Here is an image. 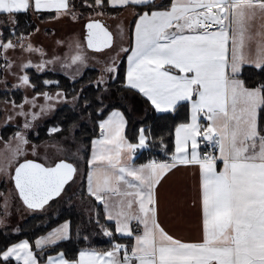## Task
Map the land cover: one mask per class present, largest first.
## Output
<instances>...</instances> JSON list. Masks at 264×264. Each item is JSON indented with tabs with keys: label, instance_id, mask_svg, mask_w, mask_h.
<instances>
[{
	"label": "snow or ice",
	"instance_id": "6c2138e0",
	"mask_svg": "<svg viewBox=\"0 0 264 264\" xmlns=\"http://www.w3.org/2000/svg\"><path fill=\"white\" fill-rule=\"evenodd\" d=\"M79 7L94 13L84 17V40L67 43L64 56L43 59L47 53L31 44V34H17V16L54 12L53 19L79 20L83 14L78 5L74 0H0V16L9 26L8 36L0 32V55L8 72L13 67L9 50L39 53L40 63L33 65L29 59L21 64L22 72L30 67L43 72L58 63L75 83L89 66V50L103 53L113 49L116 38L128 40V46L121 43L106 61L97 60L103 63L102 74L89 82L97 94L89 99L81 88L72 96L74 108L79 106L89 118L95 113L100 129L99 138L90 142L87 171L82 177L78 164L87 148L72 151L59 142L46 143L45 149H56L53 155L46 151L40 163L27 158L29 146L33 157L40 147L27 136L35 121L56 103H68L61 90L25 95L19 104L4 101L12 109L5 127L16 117H22L23 124L6 140L0 137V174L11 179L23 205L39 213H46L80 181V197L95 202L88 222L112 243L107 249L81 248L78 255L63 250L53 254L52 249L69 240L91 244L90 235L66 219L34 244L23 239L0 249V264H264V79L247 84L242 78L246 66L264 77V0H80ZM109 7L132 9L134 26L126 28L121 22L114 35L95 18L107 15ZM121 54H127L126 74L111 101L110 80L118 81ZM17 79L13 89L35 91L26 72ZM43 84L60 88L59 81ZM125 93L140 95L158 113L176 114L190 107V119L175 127V150L169 159L136 163V153L155 141L146 127L139 128L136 143L125 135L128 120L120 110H127ZM41 97L43 104L38 103ZM47 131L51 137L64 129L57 125ZM202 143L211 150L201 151ZM160 147L167 148L163 137ZM178 166L199 169L202 239L197 242L170 235L159 220V186ZM10 203L5 196L3 217L12 214ZM12 230L19 233L21 227ZM116 234L129 242H116Z\"/></svg>",
	"mask_w": 264,
	"mask_h": 264
},
{
	"label": "trees",
	"instance_id": "16d2710c",
	"mask_svg": "<svg viewBox=\"0 0 264 264\" xmlns=\"http://www.w3.org/2000/svg\"><path fill=\"white\" fill-rule=\"evenodd\" d=\"M74 3L78 5L77 11L83 14L77 21L85 22L86 19L84 17L94 15L90 9L79 7L80 0H74ZM124 11L125 9L123 8L114 9L109 7L106 9L107 15L105 16L116 18ZM137 11H139V9H137ZM54 15V12H44L40 15H34L32 13L19 14L17 16V34L22 33L25 36H29V34H31L30 36H32L38 32L36 29L40 28V24L56 20L53 19ZM135 19L136 17L131 20L130 26H134ZM0 20L5 21V23L0 27V32H3L5 36H8L9 26L7 25L6 17L0 16ZM43 33H46L49 36L53 34L51 29H45ZM3 65V56L0 55V81L4 76ZM126 69L127 60L126 56H124L122 61H120L118 81L110 80L112 92V96L110 97L111 101H115L116 99L117 84L119 81L123 80L126 74ZM25 72L29 75L31 82L36 85V89L33 91L34 93L41 91L54 93L63 90L67 93V98L72 99V96L77 94L79 90L83 88L84 92L82 95L88 97L89 99L93 98L97 94L96 87L89 82L95 81L99 78L100 72L98 69H85L83 76H80L78 79H76L75 83L66 75L54 71L38 73L33 69H28ZM242 78L245 79L247 84H251L258 79H264V77H261L257 71L251 70L248 66L245 67ZM44 80L59 81L60 88L58 89L55 85L46 86L43 84ZM73 89H75L76 92H74ZM125 95L129 97L128 101L126 102L127 110H125V108L120 109L121 111L125 112V116L128 120L127 127L125 128V135L131 142L136 143L139 128L146 127L151 130L150 140L155 141V143L152 144L149 149H144L137 152V156L135 157L136 163H146L150 159H169L175 150V127L179 123L187 122L189 120L190 107H185L176 114H159L150 104L146 103L145 99L140 95L135 93H125ZM23 97L24 94L22 91L11 89V91H4L0 93V103H4L5 100L14 99L16 103L19 104L22 102ZM108 102L109 101L106 100V103ZM89 111L92 110L89 109ZM107 114L108 112L106 110L105 118ZM2 119L3 116L0 113V122ZM73 124L77 125L75 129L72 128ZM57 125L64 129L63 133H56L49 137L47 130ZM16 130L17 128L15 126H7L1 130L0 137H3L6 140ZM99 133L100 129L98 127V120L95 113H93V116L89 118L87 117L86 113H83L79 106L74 108L73 106L65 105L57 109L52 118L44 122L38 128L37 132L29 135V137L31 142L39 145L45 142L58 141L61 145L70 147L72 151H75L76 147L87 148V151L81 152V156H83L84 159L81 160L79 164L81 176L83 177L88 168L86 161L88 158H90V142L91 140L98 138L100 136ZM73 136L75 137V144L72 143ZM65 137H67V139H65ZM160 137L164 138V143L167 145L166 150H162L160 147ZM76 184H74L71 190L68 191L66 195L67 198L69 197L68 200L63 203L64 205L61 204L59 209L55 210L56 213H33L34 215L24 220V222L21 224V231L19 233H14L11 228L0 229V249H4L5 247L10 246L12 243H18L23 239H28L30 243L34 244L35 238L40 235H46L47 231L51 230L52 227L57 226L59 223H63L66 219L72 221L74 229L79 226L84 235H90L91 244H88L82 240L79 242L76 240H69L62 242L57 246L56 249H52L51 251L53 254L56 251L63 250L66 252V254L78 255L79 249L85 247H94L97 249L109 248L112 241L98 234L99 230L96 228V225L94 223L90 224L88 222L89 215H87L86 212H83L82 207L78 206L75 198L83 200V203L86 206L90 203L91 207H94L95 202L88 199L86 196L81 198L79 195L81 184L80 182L78 184L79 186ZM61 202L62 201L58 199L57 201H54L52 205H59ZM101 222H104L103 215H101ZM109 226L114 227L111 224ZM116 235L118 237L116 242H129L128 238H120L118 234ZM13 264H15V262H13Z\"/></svg>",
	"mask_w": 264,
	"mask_h": 264
},
{
	"label": "rangeland",
	"instance_id": "374dc122",
	"mask_svg": "<svg viewBox=\"0 0 264 264\" xmlns=\"http://www.w3.org/2000/svg\"><path fill=\"white\" fill-rule=\"evenodd\" d=\"M125 12H130V10L125 11ZM95 18L100 19V20H106L107 22H109L111 24L114 35L117 31V25L120 24L121 22H123V24L125 25L126 28L128 26H130V23H129L130 18L128 17L127 13L125 15L122 14L116 18L108 17V16L95 17ZM85 23H86V21L81 22V21H77V20H73V19H67L65 17H62V18L56 19L54 21H49V22H46L44 24H40L39 31L36 32L35 34H33L32 36H30L31 44L36 48H42L43 51L45 53H47V55L45 57H43V59H51V58H53L54 55L64 56L68 52V48L66 46L67 43H69L75 39H79L80 41L84 40ZM1 25L2 24H0V26ZM43 28H44V30L45 29H51L53 34L51 36H49L46 33H43L44 32V30L42 31ZM58 41L65 42V46H63V47L59 46L57 43ZM121 43H123L124 46H128V40L127 39H125L122 42L118 38H116L115 42H114V47L111 50H105L103 53H95V52H92L89 50L88 51V54L90 57V59L88 61L89 66L85 69H88V68L98 69L100 72V75H101L103 63H97V60H99L101 62L106 61L108 59V57L110 55H112L115 52V50L121 45ZM6 55L13 61V67L11 68L10 71H8V72L4 71L3 72L4 76H3V79L0 81V93L6 91V89H13L12 85L18 83L17 76L23 74V72H25L26 70L33 69L37 72L35 67H30V68L24 69L22 72L21 67H20L22 63H26L30 59L32 64L35 65V64L40 63V61L42 59V57L40 56L39 53H28V52L21 51L20 49H16L15 51L9 50L6 53ZM124 55L125 54H121L120 61H122ZM85 69L83 70V72L85 71ZM47 71H54V72H58V73H62L64 75H66L65 70L62 69L60 64H58V63L54 64V65H47L43 72H38V73H45ZM67 71L71 72L72 70L69 69ZM12 73H16L17 76H14ZM66 76L69 77L68 75H66ZM79 77L80 76H77L76 79H78ZM14 90L22 91L24 96L27 95L29 98H31L32 96L35 95V93L33 92L32 89H14ZM44 102L45 101H44L43 97H41L38 100L39 104H43ZM65 105L73 106L72 99H68V103H63V102L56 103L55 109L53 111H51L50 113H48L46 115H41V117L37 121H35L34 128L27 132L28 139L30 140L29 135L36 133L38 128L44 122H46L48 119L52 118V116L56 113L57 109L61 108L62 106H65ZM25 107L27 110V106H25ZM6 108H7V111H5ZM33 111H39V109H34ZM0 113L3 116V119L0 122V132H1V130L3 128H5L6 117L12 113L11 106L5 105V103H0ZM22 124H23V118L22 117H16L13 121L9 122L8 126H15L16 127V125L22 126ZM57 142L58 141H53V142L51 141V142L42 143L40 145L36 144V145H39L40 147L38 148L37 156H35V157L32 156L31 146H29V155L27 158L28 159H34V160H36V162H43V157H44L46 151L50 156L53 155L56 151V149L52 148V147L45 149L44 145L46 143L51 145V144L57 143ZM32 144H35V143L32 142ZM2 149H3V142L0 141V150H2ZM80 162H81V160L78 162V164H80ZM79 182L80 181H78V183L76 185H78ZM0 193H3V195H0V209H2V207H3L4 197L8 196L10 199V202H11L10 203V211L12 213L8 217H3L2 212H0V218H3L4 220H8V221H5V226L0 227V228H11V229H13L17 225L21 226V224L24 222V220H26L29 217H31L32 215H34L33 213H35V212H30L23 205V203L20 201L18 194L16 193V191L14 189V184L11 181V179L8 178L7 176L3 175V174H0ZM68 198L65 195L63 197V199H60L62 202L59 205H52L51 208H49L46 213L47 214L48 213L49 214L56 213L55 210L59 209L61 204L64 205L63 203H65L68 200ZM75 200H76L78 206L83 208V212H86L87 215H89L88 211L91 208L90 203H89V205L86 206L83 203V200L78 199V198H75Z\"/></svg>",
	"mask_w": 264,
	"mask_h": 264
},
{
	"label": "crops",
	"instance_id": "0c3cea01",
	"mask_svg": "<svg viewBox=\"0 0 264 264\" xmlns=\"http://www.w3.org/2000/svg\"><path fill=\"white\" fill-rule=\"evenodd\" d=\"M128 10H130V12H125ZM125 11L122 14L125 15L127 13L131 22L135 17L132 15V9H125ZM65 18L70 19L67 16H65ZM43 30L44 28L42 31ZM124 56H127V54ZM204 145L205 144L202 143L201 151H203ZM158 193L159 220L166 231H168L170 235L180 238L185 242L200 241L202 239V212L200 205V174L198 167L178 166L162 181Z\"/></svg>",
	"mask_w": 264,
	"mask_h": 264
},
{
	"label": "water",
	"instance_id": "95a60500",
	"mask_svg": "<svg viewBox=\"0 0 264 264\" xmlns=\"http://www.w3.org/2000/svg\"><path fill=\"white\" fill-rule=\"evenodd\" d=\"M102 22L103 23H105V25L109 28V30L110 31H112L113 32V30H112V27H111V24L109 23V22H107L106 20H102ZM86 24V23H85ZM84 31H86V30H84ZM114 33V32H113ZM90 51H92V50H90ZM93 52V51H92ZM38 163H40V162H38ZM21 201V200H20ZM22 202V201H21ZM54 202V201H53ZM52 202V203H53Z\"/></svg>",
	"mask_w": 264,
	"mask_h": 264
},
{
	"label": "built area",
	"instance_id": "2783aa9c",
	"mask_svg": "<svg viewBox=\"0 0 264 264\" xmlns=\"http://www.w3.org/2000/svg\"><path fill=\"white\" fill-rule=\"evenodd\" d=\"M209 150H211V149H210V146L207 145V144H205L204 147H203V151H209ZM157 160H158V159H157Z\"/></svg>",
	"mask_w": 264,
	"mask_h": 264
}]
</instances>
